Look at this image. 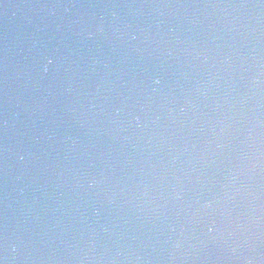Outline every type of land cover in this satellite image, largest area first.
I'll use <instances>...</instances> for the list:
<instances>
[{
  "label": "water",
  "instance_id": "obj_1",
  "mask_svg": "<svg viewBox=\"0 0 264 264\" xmlns=\"http://www.w3.org/2000/svg\"><path fill=\"white\" fill-rule=\"evenodd\" d=\"M0 264H264V0H0Z\"/></svg>",
  "mask_w": 264,
  "mask_h": 264
}]
</instances>
